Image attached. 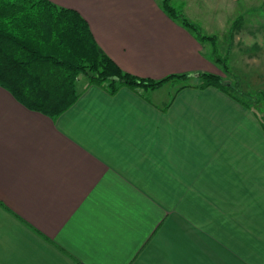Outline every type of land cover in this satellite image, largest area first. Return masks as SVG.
Returning a JSON list of instances; mask_svg holds the SVG:
<instances>
[{
    "label": "crops",
    "instance_id": "crops-1",
    "mask_svg": "<svg viewBox=\"0 0 264 264\" xmlns=\"http://www.w3.org/2000/svg\"><path fill=\"white\" fill-rule=\"evenodd\" d=\"M50 1L76 10L123 71L190 76L149 98L81 75L55 118L0 86V264H264V101L197 77L264 92V0L181 4L203 33H221L215 44L228 32L232 76L162 0Z\"/></svg>",
    "mask_w": 264,
    "mask_h": 264
},
{
    "label": "trees",
    "instance_id": "trees-1",
    "mask_svg": "<svg viewBox=\"0 0 264 264\" xmlns=\"http://www.w3.org/2000/svg\"><path fill=\"white\" fill-rule=\"evenodd\" d=\"M162 9L193 31L199 41H209L212 60L220 64L223 73L231 74L224 58L217 54L215 36L203 33L170 0H162ZM79 74L110 94L126 87L141 91L145 97L167 81L190 76L183 73L150 79L133 75L98 46L87 21L76 10L50 0H0V86L27 108L55 118L77 99ZM197 77L199 87L215 86L227 93L235 90L255 101L259 95L264 98V92H243L237 81L225 82L216 74L200 72Z\"/></svg>",
    "mask_w": 264,
    "mask_h": 264
},
{
    "label": "rangeland",
    "instance_id": "rangeland-1",
    "mask_svg": "<svg viewBox=\"0 0 264 264\" xmlns=\"http://www.w3.org/2000/svg\"><path fill=\"white\" fill-rule=\"evenodd\" d=\"M183 1H186V0H171L170 1V4L173 6V7H175L177 10H179V11H182V10H184L183 9V7H182V2ZM243 11L244 12H246V10H245V8L244 7H238V12H239V14H241V13H243ZM245 17L244 16H240V18H238V20L236 21L237 22V24L238 25H234L233 26V29L235 28L236 30H239V28L241 27V26H244L245 25ZM247 21H248V19H247ZM245 30L243 29L242 30V32H244ZM213 34H215V36H217V37H219L220 38V36H221V33H218V32H213ZM221 39V38H220ZM218 40L217 42H216V50H217V54H218V56H220V57H222V58H224V60H225V62H226V64L228 65L229 64V59L227 58V49H225L224 47H226L229 43H230V40H231V37L228 35V32H227V35H226V37H225V41H224V44H223V42L221 41V40ZM224 45V46H223ZM235 52H233V54H234ZM229 58H230V56H229ZM231 62H232V57H231ZM232 63H234V62H232ZM233 67H234V65H233ZM253 73V72H252ZM252 73H249V72H247V73H243V72H241L239 75L241 76V78L244 80H249L250 79V77H251V74ZM235 74H237V73H235ZM236 75L237 76V80H239V75ZM82 74H79L77 77H79V76H81ZM254 75V74H253ZM231 76H232V74H231ZM81 77H83V76H81ZM231 83H234V82H231ZM237 83L239 84V82L237 81ZM78 86H80V84L78 85ZM254 88H256V87H254ZM169 89V88H168ZM241 89V88H240ZM164 90H166V88H163L161 91H164ZM232 92H234V94H236L238 97H240V98H242V100H245V101H247L248 103H250V105L252 106V107H257L256 105H258L261 101H264V98H262L260 95L258 96V98H257V101H255V99H250V98H248L247 96H245V95H242V94H240L239 92H237V91H235V90H232ZM253 93H255L256 94V92H253ZM147 96L150 98V91H148L147 93ZM257 110H258V113L259 114H261L262 115V118H264V111H261V109L259 108V106H258V108H257Z\"/></svg>",
    "mask_w": 264,
    "mask_h": 264
}]
</instances>
